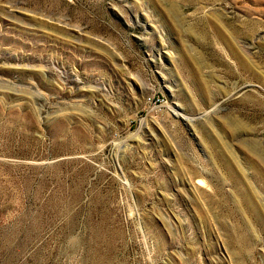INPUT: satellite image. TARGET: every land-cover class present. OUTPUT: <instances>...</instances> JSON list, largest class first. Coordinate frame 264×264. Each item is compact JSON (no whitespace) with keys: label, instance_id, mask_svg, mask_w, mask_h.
I'll return each mask as SVG.
<instances>
[{"label":"rangeland","instance_id":"rangeland-1","mask_svg":"<svg viewBox=\"0 0 264 264\" xmlns=\"http://www.w3.org/2000/svg\"><path fill=\"white\" fill-rule=\"evenodd\" d=\"M0 264H264V0H0Z\"/></svg>","mask_w":264,"mask_h":264}]
</instances>
